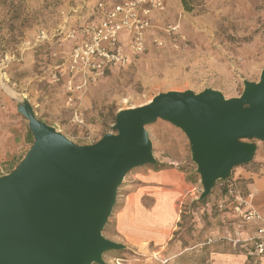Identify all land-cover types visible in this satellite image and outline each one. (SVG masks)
Wrapping results in <instances>:
<instances>
[{
    "label": "rangeland",
    "instance_id": "374dc122",
    "mask_svg": "<svg viewBox=\"0 0 264 264\" xmlns=\"http://www.w3.org/2000/svg\"><path fill=\"white\" fill-rule=\"evenodd\" d=\"M98 1L0 0V119L9 117L12 131L24 130L26 137L13 165L32 143L27 120L17 111L23 101L33 107L39 119L84 145L113 132L120 109L142 105L168 90L199 92L209 87L227 98L239 96L243 81H258L264 68V0H192L191 11L184 10L179 0H163V9L154 13L143 54L68 93L63 82H53L51 75L64 68L72 44L80 39L76 34L70 37L71 32L93 19ZM169 25L176 30L167 33ZM154 38L162 44L156 45ZM146 131L156 163L196 173L193 199L182 209L184 232L194 228L196 217L205 224L218 214L215 206L229 208L228 204L218 207L208 203L214 187L202 204L196 203L202 187L188 139L179 128L157 119ZM255 142L257 150L249 163L264 158V153L260 154L264 142ZM149 166L129 171L118 190L135 170ZM225 193L223 190L218 197ZM105 230L106 225L103 235ZM111 255L110 251L103 254L107 264Z\"/></svg>",
    "mask_w": 264,
    "mask_h": 264
},
{
    "label": "water",
    "instance_id": "95a60500",
    "mask_svg": "<svg viewBox=\"0 0 264 264\" xmlns=\"http://www.w3.org/2000/svg\"><path fill=\"white\" fill-rule=\"evenodd\" d=\"M17 111L32 143L0 175V264H107L104 253L125 248L103 235L118 187L129 171L156 162L146 126L161 119L185 134L202 200L264 142V68L239 96L168 90L120 109L113 132L91 144L72 142L27 101Z\"/></svg>",
    "mask_w": 264,
    "mask_h": 264
},
{
    "label": "crops",
    "instance_id": "0c3cea01",
    "mask_svg": "<svg viewBox=\"0 0 264 264\" xmlns=\"http://www.w3.org/2000/svg\"><path fill=\"white\" fill-rule=\"evenodd\" d=\"M10 125L9 117H1L0 175L11 170L26 143L24 130L12 131ZM156 164L135 170L118 190L104 236L125 248L110 251V264H264V256L257 262L249 256L250 238L260 221H244L231 207L215 206L220 207L218 196L233 184L264 222V158L234 167L226 180L216 182L208 203L218 214L205 224L196 217L187 232L181 227L182 209L193 199L197 180L190 178V169Z\"/></svg>",
    "mask_w": 264,
    "mask_h": 264
},
{
    "label": "built area",
    "instance_id": "2783aa9c",
    "mask_svg": "<svg viewBox=\"0 0 264 264\" xmlns=\"http://www.w3.org/2000/svg\"><path fill=\"white\" fill-rule=\"evenodd\" d=\"M163 6V0L98 1L92 11L93 19L77 29V32H71L70 37L74 38L76 34L80 39L72 44L64 68L51 75L52 81H62L66 92L72 93L105 72L125 66L130 58L143 54L152 27V15L161 11ZM175 30L176 27L172 25L165 29L167 33ZM153 42L158 46L162 44L159 38H154ZM225 191V195L219 199L220 207L228 204L244 221H260L250 238L249 251V256L257 262V258L264 256L262 217L235 185L227 186Z\"/></svg>",
    "mask_w": 264,
    "mask_h": 264
},
{
    "label": "trees",
    "instance_id": "16d2710c",
    "mask_svg": "<svg viewBox=\"0 0 264 264\" xmlns=\"http://www.w3.org/2000/svg\"><path fill=\"white\" fill-rule=\"evenodd\" d=\"M180 2H181V4H182V6H183V8H184V10H186V11H191L193 8V6H192V4H191V1L192 0H179ZM13 166V165H12ZM11 166V167H12ZM168 167V166H171V165H167V164H156V167ZM11 167H9V169L11 168ZM181 168H183V169H186L187 170V168H184V167H181ZM196 173L195 172H192V176H190V178L193 180V179H195L196 180ZM206 199H202V200H197L196 201V203H203L204 201H205Z\"/></svg>",
    "mask_w": 264,
    "mask_h": 264
}]
</instances>
